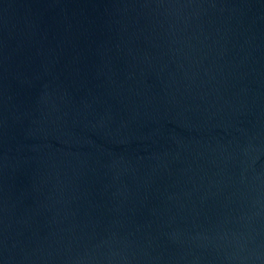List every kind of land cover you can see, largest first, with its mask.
<instances>
[{"label":"water","instance_id":"obj_1","mask_svg":"<svg viewBox=\"0 0 264 264\" xmlns=\"http://www.w3.org/2000/svg\"><path fill=\"white\" fill-rule=\"evenodd\" d=\"M0 264H264V0H0Z\"/></svg>","mask_w":264,"mask_h":264}]
</instances>
